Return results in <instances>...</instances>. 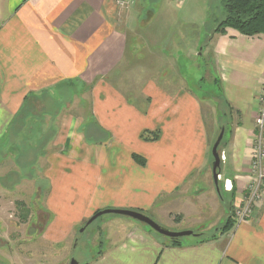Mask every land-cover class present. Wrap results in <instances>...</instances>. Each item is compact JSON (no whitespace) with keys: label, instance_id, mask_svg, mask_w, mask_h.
I'll return each mask as SVG.
<instances>
[{"label":"crops","instance_id":"1","mask_svg":"<svg viewBox=\"0 0 264 264\" xmlns=\"http://www.w3.org/2000/svg\"><path fill=\"white\" fill-rule=\"evenodd\" d=\"M116 1L0 0V169L7 167V176L22 172L16 148L2 153L1 146L16 143L12 126L26 99L47 95L48 103H39L47 107L40 124L54 125L56 133L46 152L26 167L32 172L41 165L47 209L64 222L47 226L48 237L56 242L106 208L168 220L165 210L173 202L163 198L193 189L199 175L204 174L205 201L212 199L208 170L216 119L207 120L202 99L176 61L153 48L158 40L149 42L139 30L150 28L155 19L148 11L140 22L141 2L147 0L124 10ZM206 49V64L214 70L206 80L218 85L235 113L224 151L236 204L243 201L250 180L257 97L264 86V34L247 36L229 27L215 33ZM143 52L156 55L158 63L150 59L142 67ZM124 217L103 222L109 243L102 242L97 255L83 264H264V197L252 217L228 232L206 221L204 229L185 222L168 224L172 229L158 222L206 235L214 229L208 236L215 237L201 243L190 236L173 244Z\"/></svg>","mask_w":264,"mask_h":264},{"label":"rangeland","instance_id":"2","mask_svg":"<svg viewBox=\"0 0 264 264\" xmlns=\"http://www.w3.org/2000/svg\"><path fill=\"white\" fill-rule=\"evenodd\" d=\"M141 6L144 11H142L140 22L148 18V11L154 12L155 19L152 21L150 28L137 27L142 31L146 40H153V38L158 40L159 43L153 48L160 51L162 58L163 54H167L170 56L169 58L172 57L176 61L175 67L180 71L183 79L202 99L203 106L205 105L206 108L207 120L214 122L216 119L212 146L220 132V126L227 122L224 140L220 147V151H224L228 142H230L235 127V113L227 101L223 100L221 92L218 91V85L206 80L208 72L213 73L214 70L212 64H206L207 61H210V57L208 56V49L203 48L208 36L225 17L223 0H147L141 2ZM149 32L154 37H148ZM149 46L146 45V47ZM201 52L202 54H200ZM150 59H153L156 64L159 61L156 55L143 52L140 65L145 68ZM160 61L164 63V60ZM140 69L142 68L140 67ZM175 77L178 78L177 75ZM142 79L144 80V78ZM81 113L87 114V110H82ZM38 132H40V126L36 130V133ZM38 137L35 138L38 139ZM11 147L14 149L20 147L18 148L19 151L23 149L20 143H11L8 140L1 146L2 153L8 152ZM212 161L213 157L211 155V163ZM225 163H222L223 180L231 175ZM40 168L41 165L39 164L31 173L25 174L26 176L23 172H18L20 178H14L12 181L6 182V185L2 184V179L0 180V264H70L73 258L83 264L97 255V252L102 249V246H100L102 242L105 246L109 243L108 239L105 240L107 228L102 226L103 222L110 217L119 215H103L85 227L86 222L92 215L83 223L76 224L71 235L64 241H53L47 235L48 224L56 222L59 226H62L64 222L58 221L57 216L47 209L45 204L48 192L47 183L43 179ZM6 169L8 168L0 169V177L7 176V173L4 174ZM208 176L212 180V190L209 195L214 200L215 206L212 205V199L205 201L204 174L199 175L193 189L184 188L178 194L163 198V200H171L173 203L165 210V216L168 217V220L157 221L167 226L168 224L175 225L180 222L197 224L203 226L202 229H204V221H206V223H212L215 227L221 229L228 220L229 214H232L233 221L231 223L236 224L235 205H240L242 201L235 204L234 189L227 192L223 187L224 182L220 181L222 199H224L223 206L222 200L215 190V184H213L211 164L209 165ZM231 177L229 178L231 179ZM249 178L251 180L250 172ZM22 180L24 181L20 182ZM247 195L246 187L244 198ZM206 196L208 197V193ZM71 197L75 198L74 193ZM205 209L206 213H204ZM170 211L171 213H169ZM149 215H153V213ZM124 218L140 224L137 220L126 216ZM204 218L207 219L204 220ZM145 226L152 230L149 226ZM214 226L209 225L208 228ZM82 228H84V231L81 232ZM229 230H225V232ZM196 231L202 230L198 228ZM206 233L213 234L214 229L206 231ZM208 234L204 238L210 237ZM164 238L170 240V238ZM183 240L185 239H182V242ZM187 242L191 241L188 240Z\"/></svg>","mask_w":264,"mask_h":264},{"label":"trees","instance_id":"3","mask_svg":"<svg viewBox=\"0 0 264 264\" xmlns=\"http://www.w3.org/2000/svg\"><path fill=\"white\" fill-rule=\"evenodd\" d=\"M223 3L225 7V17L208 36V39L203 44V48H205L207 41H209L215 33H224L229 27L247 36L264 34V0H223ZM46 97L47 95H30L26 99L12 126V134L16 137V143H20L23 148L19 151L18 148L20 147H18L16 150L18 151L17 162L24 176H26L25 174L31 173L26 167L27 163L30 161L36 162L40 155L46 152L48 141H50L56 133L54 125L46 126L45 128L44 124H40L45 114H47V107L40 108L39 103L46 105L48 103ZM29 121H31V124ZM39 126L40 132L36 133ZM221 126L227 127V122L223 123ZM36 136H39L38 139L35 138ZM12 142L14 141L11 140V143ZM133 157L140 164H145L144 158L141 156L134 154ZM14 178H20L18 172L10 173L9 176L3 178L1 182L3 185H6V182H10ZM232 217L233 215L229 214L228 220L221 227V231L224 232L225 230L231 229L234 225V223H231V221H233ZM205 235V233H200V235L196 237V241L200 243L206 242L215 237V235H213L204 238ZM182 239H171V241L173 244L181 245Z\"/></svg>","mask_w":264,"mask_h":264},{"label":"built area","instance_id":"4","mask_svg":"<svg viewBox=\"0 0 264 264\" xmlns=\"http://www.w3.org/2000/svg\"><path fill=\"white\" fill-rule=\"evenodd\" d=\"M117 5L121 9H127L134 4L136 0H117ZM259 109L255 117L256 135L252 147V159L250 165L251 180L247 185V196L240 205H235L234 216L235 222L241 223L252 217L255 206L262 201L264 197V86L258 93ZM222 163L227 160L225 151H221ZM220 181H223V187L227 192L234 189L233 181L230 178L223 180L220 175Z\"/></svg>","mask_w":264,"mask_h":264},{"label":"water","instance_id":"5","mask_svg":"<svg viewBox=\"0 0 264 264\" xmlns=\"http://www.w3.org/2000/svg\"><path fill=\"white\" fill-rule=\"evenodd\" d=\"M200 54H202V52ZM225 132H226V127L221 126L220 132L212 146V151H211L212 157H213V161L211 164L213 180H214V184L216 187V191L219 194L221 199H222V194H221V188H220V175H222V160H221V154H220L221 153L220 146L224 140ZM106 214H117V215H122V216L129 217L131 219L137 220L140 223H143L149 226L151 229L156 231L158 234L163 235L170 239H182V238L190 237V236L198 237L200 235V233H196L193 230L172 231L162 226L158 222H156L149 215L143 212L137 211V210H130V209L106 208L103 210H99L95 214H93V216L86 222L85 227L89 226L96 219ZM84 228H82L81 232L84 231ZM70 264H79V262L75 258H73Z\"/></svg>","mask_w":264,"mask_h":264}]
</instances>
